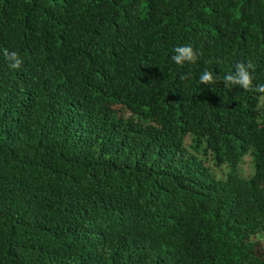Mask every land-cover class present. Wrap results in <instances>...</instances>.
Returning a JSON list of instances; mask_svg holds the SVG:
<instances>
[{
	"label": "trees",
	"instance_id": "1",
	"mask_svg": "<svg viewBox=\"0 0 264 264\" xmlns=\"http://www.w3.org/2000/svg\"><path fill=\"white\" fill-rule=\"evenodd\" d=\"M249 61L264 0H0V264H264Z\"/></svg>",
	"mask_w": 264,
	"mask_h": 264
},
{
	"label": "clouds",
	"instance_id": "2",
	"mask_svg": "<svg viewBox=\"0 0 264 264\" xmlns=\"http://www.w3.org/2000/svg\"><path fill=\"white\" fill-rule=\"evenodd\" d=\"M4 57L9 61V66L13 69L21 67L23 60L16 52H9L7 49H3ZM175 55L172 56V60L178 64L183 65L185 62L194 63L198 59V53L190 45L175 48ZM255 71V64L251 61L245 64L240 62L236 64L235 71L223 77L225 86L237 85L245 91L255 90L259 93H264V85L253 86V73ZM182 79H187L183 76ZM200 82L203 84H213L217 82L216 77L212 72L204 71L200 76Z\"/></svg>",
	"mask_w": 264,
	"mask_h": 264
},
{
	"label": "rangeland",
	"instance_id": "3",
	"mask_svg": "<svg viewBox=\"0 0 264 264\" xmlns=\"http://www.w3.org/2000/svg\"><path fill=\"white\" fill-rule=\"evenodd\" d=\"M245 167H247V166H245Z\"/></svg>",
	"mask_w": 264,
	"mask_h": 264
}]
</instances>
